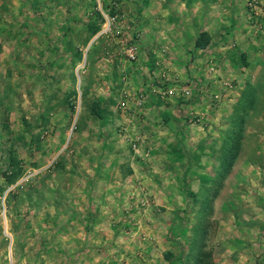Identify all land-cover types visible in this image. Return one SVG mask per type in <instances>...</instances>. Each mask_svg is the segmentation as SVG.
Instances as JSON below:
<instances>
[{"label": "rangeland", "instance_id": "374dc122", "mask_svg": "<svg viewBox=\"0 0 264 264\" xmlns=\"http://www.w3.org/2000/svg\"><path fill=\"white\" fill-rule=\"evenodd\" d=\"M234 1L216 0L211 26L222 33L209 47L214 50L199 55L188 45L198 29L184 32L180 26L173 33L167 24H180L179 16L159 12L151 20L147 0H0V264L72 262L64 247L68 226L56 216L88 192L102 198L97 187L113 180L114 187L125 186L108 196L119 203V219L112 222L116 211L108 207L110 223L90 228L116 227L138 264L170 259L179 249L183 256L175 264H246L230 254L224 236L250 209L241 201L226 206L232 193L224 188L246 182L237 175L243 171L264 177V0ZM114 10L122 19L103 30V12ZM149 19L168 26L159 29L175 49L158 42L150 51ZM133 41L137 59L130 61L125 50ZM246 83L255 86L256 103L246 117L240 153L204 210L228 116ZM94 102L103 117L91 113ZM151 102L157 107L148 115ZM172 107L175 116L165 119V108ZM163 129L173 144L160 148L152 135ZM12 163L21 175L9 185L5 172ZM118 166L115 178L103 175V168ZM151 244L155 255L147 251ZM110 254L104 259H114ZM98 255L82 256L85 264L106 262ZM127 258L117 257L122 264ZM251 258L257 264L258 257Z\"/></svg>", "mask_w": 264, "mask_h": 264}, {"label": "crops", "instance_id": "0c3cea01", "mask_svg": "<svg viewBox=\"0 0 264 264\" xmlns=\"http://www.w3.org/2000/svg\"><path fill=\"white\" fill-rule=\"evenodd\" d=\"M158 1L157 0H147V3H145V5H147L146 6L147 10H149L148 15L151 16V20H152V17H154V15H157V13L159 12L161 13V15H166V16L170 14H177V16H179V19H180L179 20L180 24H177L178 22H176V24L175 23L167 24L169 26H172L173 33L175 32L179 33L181 30L180 26H182V30L184 32L191 31L192 28L195 29L196 27L198 31L195 32L194 38L188 43V45L191 44L192 49L197 51L198 54L200 53V51L209 52V51L214 50L213 48H209V47L210 45H213L212 44L213 40L215 42L219 41L217 32L219 31V33H222V29L220 28V26L218 27L211 26L213 21H215L214 19H212V17L215 15V12L217 11V8H218L216 6V0H206L205 7L203 9L201 8L202 5L204 4L203 0H158ZM228 1L233 6L234 4H236L234 0H228ZM0 5L2 4L0 3ZM149 22L152 23L150 19H149ZM163 26H165L164 23H160L159 25L157 23H152L151 26H148L149 27L148 31L151 32L152 34V36H150L149 38L150 40L146 42L147 45H149L148 47L150 48L155 47L157 45L155 43L159 42L161 47H166L169 50L175 49V47H173L174 43L172 41L170 42L171 37H169V35L163 36L164 30L159 29V27L163 28ZM166 27L168 26H165V28ZM200 32H206L209 35L210 43L203 49H196L194 47V40ZM178 45L179 47H182L180 43L176 42V46ZM150 51L153 52L154 50H152L151 48ZM153 57L154 56L151 54L150 58L153 59ZM106 75L107 74L105 73L102 78L107 79ZM113 91L111 93H114ZM112 102H113V99L111 98L106 103H108L109 105ZM156 107H157V104L156 103L154 104L153 102H151V107H149L145 113L148 115H153L152 111H154L155 110L154 108ZM165 109L166 110L164 111L166 112L163 111L164 112L163 115L165 119L168 117V115H171V114L175 116V113H174L175 108L172 107V108H165ZM168 131L169 129H163L162 131L157 132V134L156 132H154L152 135V142L154 141L160 148L162 145L166 144L167 142L169 143V141L171 144H173V139L170 138V136L172 137V134ZM77 138L73 139V143H75ZM81 145H83V143H81ZM120 155H122V153L118 152V158H120ZM119 166L115 168L114 170L111 169L112 171L110 169L103 168V175L105 176V173H106V175H108L109 180L112 177L115 178L119 174L118 173L119 168L121 167ZM132 175L133 173L130 174V176L126 175L125 180H129V178ZM237 175L238 176L240 175V178H242L240 180L242 182H243V179L246 178L245 180L246 182H243L241 185L239 183H236V184L234 183L232 188H229L228 184H226L224 188V192L231 191L232 200L231 201L224 200L225 201L224 204H226V206L227 204H231L232 206H239L240 204L237 201L239 202L241 201L242 202L241 205L245 207L246 206L249 207L251 215L249 214L247 215L246 218H243L244 220H241L240 222L238 221L239 226L237 223L236 226H232L233 229H231L230 231L226 230L227 232L224 237L228 240L227 248L229 249L230 254L241 256L239 258V261L242 258V260L240 261L241 263L254 264L255 261L254 262L252 261L251 256L255 255L258 257L257 264H264V177L259 178V176L256 177L255 173L251 175L250 173L248 174L244 171L241 173H237ZM91 181L93 182L92 178L86 179V182H88V184H90ZM182 181H184V178L182 179ZM114 182L116 181L113 180V181L104 183L103 189L97 187V191L100 192L101 190L103 192V196H101L102 198L100 199H96L94 197V194H91L88 192L90 190L89 186L84 187L85 184L84 185L81 184V186L84 187V190H86L88 193L84 194V196H82V198H79L78 201H74V202L72 201L69 207H66V211L63 212V213H66L64 216L60 215L58 216L59 218H57L56 216V222L63 221L68 226V229H67L68 231L67 230L65 231V238L68 240L64 246L65 252H66L65 254H67L69 258H74V260L70 263L68 262V264H85L86 263L85 257H83L82 255L96 256L99 254V252L101 254L98 256L99 258H101L102 261L106 260V262H104L105 264H122L121 262H118V259H117L118 255L119 254L121 255V253L128 254V258H127L128 264H138L137 257L131 250V247L133 248V246H131L130 242L128 244L125 243V247L124 245H122V240L126 238L121 237L119 235V230H117L116 227L112 231H108V232H102V230L91 231V228H90L92 227L93 222H98V223L99 222L101 223L109 222L110 223L108 216L104 214V209L108 207H111L113 211L114 209L116 211L115 213L116 216H113L114 218L112 222L117 221L119 219L118 217L120 214L117 211L119 203L117 200L111 199V195H110V198L108 196H109V193L111 194V192H113L116 189L118 190L120 188L121 191L124 190L125 186L116 188L114 187ZM98 185H102V183L98 182ZM237 185H240V186L237 187ZM181 189H182V192L183 191L185 192L184 185H182ZM76 190L77 189L75 188V191ZM241 190H244V191H241ZM240 191L243 192L245 195L243 196L239 195ZM220 199L221 198L218 197L215 200V206L218 203H220L219 202ZM227 201H230V202H227ZM59 210L60 209H58L57 212ZM170 225H173V226L175 225L173 220L170 223ZM170 227L171 226H168L167 230L165 231V239L169 238V236L167 235V232L169 231ZM93 229H95L94 226H93ZM156 233L158 234L157 231ZM170 239L171 238H169V240ZM164 245L167 246V244L165 243ZM126 246H128V248H126ZM127 249H130L131 251L127 252ZM152 249H153V245L151 244L147 248V251L148 253H150V255H155L154 250ZM182 252L183 251L179 249L178 252L173 254L171 258L177 257L178 255H180V253L182 254ZM110 253L114 255V259H111V257L110 259L108 258L104 259V255L110 254ZM77 255H79L80 258H76ZM182 256L183 254L181 255V257ZM178 260L179 259H177L175 263ZM104 263H101V264H104ZM146 264H171V263H170V259L168 258H166V260L157 259L154 262L152 261V258H150V260H148Z\"/></svg>", "mask_w": 264, "mask_h": 264}, {"label": "trees", "instance_id": "16d2710c", "mask_svg": "<svg viewBox=\"0 0 264 264\" xmlns=\"http://www.w3.org/2000/svg\"><path fill=\"white\" fill-rule=\"evenodd\" d=\"M99 27L97 26L95 30ZM92 31V29H91ZM210 41V37L206 32H200L195 40L194 47L203 49ZM244 61V56H243ZM256 103L255 86L251 83H246L242 88L240 95L235 102L231 114L228 116L227 127L225 129L224 137L219 145V158L216 166V170L213 178L211 179L210 186L206 188L202 197V205L205 210L209 203L218 194L220 187L223 185L228 173L234 166L238 155L240 153L243 133L245 130L246 117L251 109H253ZM91 113L96 117H103L101 109L97 103H93L91 107ZM13 165V163H12ZM21 175V169L13 165L9 173L5 172L6 181L8 184H13ZM203 210V211H204ZM183 254V252H182ZM175 258H170V263L175 264L177 259L181 258V255ZM169 259V257H168Z\"/></svg>", "mask_w": 264, "mask_h": 264}, {"label": "built area", "instance_id": "2783aa9c", "mask_svg": "<svg viewBox=\"0 0 264 264\" xmlns=\"http://www.w3.org/2000/svg\"><path fill=\"white\" fill-rule=\"evenodd\" d=\"M112 5H115V2H113ZM111 7H115V6H111ZM103 17H104V21H103V30H109L110 27L115 24L119 19H122L123 14L119 13L118 11H108L107 13L103 12ZM127 58L130 61H134L137 59V46L135 45V42H129L128 47L125 50ZM215 67L210 66L209 71L210 72H215ZM183 93L184 94H189V90H187L186 88L183 89ZM230 93L232 94L233 91L230 90ZM142 98L140 97L137 101V104H141L142 103ZM135 146V144L133 145Z\"/></svg>", "mask_w": 264, "mask_h": 264}]
</instances>
